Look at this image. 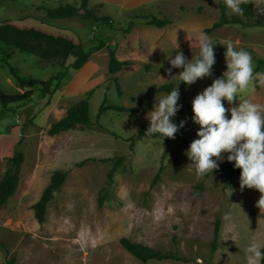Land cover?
<instances>
[{
	"label": "rangeland",
	"instance_id": "obj_1",
	"mask_svg": "<svg viewBox=\"0 0 264 264\" xmlns=\"http://www.w3.org/2000/svg\"><path fill=\"white\" fill-rule=\"evenodd\" d=\"M220 1L89 0L88 8L110 18L93 22L47 17L46 8L64 3L79 6V0H0V22L12 20L69 35L85 51L101 47L81 69L74 70L73 58L64 63L45 61L0 43L2 92L16 95L29 89L18 84L2 59L22 78H54L48 90L34 86L28 99L6 106L0 101V179L15 149L24 154L18 187L0 207V264L11 258L14 264H246L250 237L264 239V209L256 206L261 194L247 187L241 191L240 174L232 177L229 188H224L217 173L197 178L186 155L191 142L199 138L194 114L166 143L142 138L130 150L128 141L138 129L150 126L146 115L161 96L178 87L181 110L172 119L183 116L195 96L227 70L225 48L214 50L216 63L210 77L187 85L179 80L181 69L172 68L169 75V58L177 51L188 60L198 54L201 33L223 47L231 42L237 49L252 51L255 67V58H264V26L226 24L207 32L219 18ZM253 8V21L264 22V15ZM226 12L237 15L227 7ZM153 17L169 23L161 28L150 25ZM109 50L118 60L129 62L115 74L108 71ZM169 83L174 84L170 92L158 90ZM259 86L256 89L254 81L232 105L223 101L225 107L238 106L245 99H260L264 104V85ZM104 96L109 104L137 111L109 110L97 118ZM82 99L89 100L92 125L50 135V126ZM222 155L219 166L228 153ZM120 156L125 161L108 184L111 160ZM162 156L163 169L151 187ZM56 171L66 172V178L48 203L44 221L38 223L33 205ZM216 220L220 231L217 249L211 252ZM226 233L234 234L236 242L222 240ZM121 238L175 252L183 260L142 262L122 247Z\"/></svg>",
	"mask_w": 264,
	"mask_h": 264
},
{
	"label": "clouds",
	"instance_id": "obj_2",
	"mask_svg": "<svg viewBox=\"0 0 264 264\" xmlns=\"http://www.w3.org/2000/svg\"><path fill=\"white\" fill-rule=\"evenodd\" d=\"M224 3L232 13L241 16L244 14L241 5L251 3L258 14L264 15V0H224ZM213 46L211 38L201 33L198 37V54L188 60L182 51H177L174 58H169V75L172 68L181 69L179 80L187 85L210 77L216 63ZM224 46L227 70L192 100L193 121L200 126L197 132L199 138L191 142L186 155L192 162L191 167L197 178H202L218 170V161L224 159L222 154L228 153L227 161L234 162V167L241 169V191L245 187L258 190L261 195L256 206L264 209V104L245 99L238 106L228 109L223 103L226 100L232 105L239 94L253 86L254 81L258 80L264 85V73L255 72L252 55L247 50L237 49L231 42ZM179 98L176 87L157 99L153 110L146 115L150 121L146 135L160 134L163 138H175L179 128L185 124V121H181L177 125L172 119L180 110ZM229 111L230 119L226 115ZM224 219L230 217L225 216ZM228 239L236 242L234 234L229 236L226 233L222 238ZM262 249L264 244L257 242L255 236L250 237L245 248L246 264H261L264 260Z\"/></svg>",
	"mask_w": 264,
	"mask_h": 264
},
{
	"label": "trees",
	"instance_id": "obj_3",
	"mask_svg": "<svg viewBox=\"0 0 264 264\" xmlns=\"http://www.w3.org/2000/svg\"><path fill=\"white\" fill-rule=\"evenodd\" d=\"M79 6L73 5L70 3L60 4L54 8H46L47 17L50 19H64L79 17L83 20H90L93 22H108L110 18L108 16L97 15L94 10L88 8L89 0H79ZM241 7L244 10V14L241 15H228L226 12V5L224 0L220 1V15L217 21L207 29V32L219 28L226 24H237L245 27L252 26H264L262 21H253L254 18V8L251 3L242 4ZM150 25L156 27H164L169 23L167 19H158L153 17L148 21ZM132 23H130V26ZM0 43L4 44L8 48H13L24 53L32 54L38 58L45 61H60L64 63L69 58H73V62L70 64V67L74 70L81 69L88 61L93 52L99 50L101 47H92L88 51H85L81 43L69 35L66 34H54L51 31L37 27L33 25H19L12 20H4L0 22ZM214 44V50L225 49L222 45L218 43ZM253 54V52L251 51ZM109 61H108V71L111 74L119 72L123 66L128 65V61H120L116 58L115 52L109 50ZM10 67V72L17 80L18 84L22 87H28L29 89L23 94L8 95L0 90V101L3 106H6L13 102H18L24 99H28L32 95V88L34 86H41L44 90H48L52 84L53 77L48 80L36 79V78H22L18 75L15 68H13L7 60H1ZM256 67L255 72H260V68L264 67V58L258 57L255 58ZM116 88L118 94H121V89L118 81L116 80ZM259 81H255V88L259 89ZM174 88L173 83L161 85L158 90L170 92ZM225 106V105H224ZM112 110L115 112H135V108L127 107L124 105L118 104H109L107 103L106 96L102 100V104L97 111V118L102 116L105 112ZM181 110V107H180ZM179 110V111H180ZM192 105L190 106V111L183 116H179L173 119V122L177 125L181 121H184L186 117L192 116ZM92 125L90 119V105L88 99H82L79 102L71 105L66 110V115L61 118L59 121L53 123L48 129L50 135H56L64 131L75 129L77 127H89ZM146 129H138L136 134L131 136L128 141L130 142L129 148L133 149V146L137 140L142 138H158L162 139L165 143L169 138H163L160 134L146 135ZM166 149V148H165ZM164 156V155H163ZM162 156L160 166L157 173L155 174L151 187L155 185L157 180L160 177V172L163 169V160ZM112 167L107 174V182L110 184L113 180L114 173L123 165L125 161L124 156L115 157L112 160ZM24 162V154L21 150L15 149L14 153L9 159L8 167L0 179V207L4 206L7 201L14 195L20 180L21 166ZM213 173L219 174L223 178L224 188L231 187V179L237 174L241 173V169L234 167V162H228L227 159L224 160L219 166L218 170H214ZM207 176V174L205 175ZM66 178V172L56 171L52 175L49 184L44 189L40 198L33 205L34 215L38 223H42L45 219L46 208L48 203L52 200L53 195L56 191L59 190L62 183ZM234 187V186H233ZM102 197H99V205H102ZM220 221L216 220L213 232V241L211 243V252H215L217 249V240L219 237L220 231ZM120 243L122 247L132 254L135 258L142 262H146L151 259L163 260V259H175L183 260L178 257L175 252H162L150 248L148 246L131 242L127 238H121ZM264 244V243H263ZM0 245L3 246V243L0 241ZM264 251V249H262ZM15 259H9L5 264H14ZM261 264H264L262 260Z\"/></svg>",
	"mask_w": 264,
	"mask_h": 264
},
{
	"label": "crops",
	"instance_id": "obj_4",
	"mask_svg": "<svg viewBox=\"0 0 264 264\" xmlns=\"http://www.w3.org/2000/svg\"><path fill=\"white\" fill-rule=\"evenodd\" d=\"M252 102L261 104V100H260V99H256V100H254V101H252ZM226 108L230 109L229 106H226ZM228 113H229V115H230V117H231L230 111H229ZM263 230H264V229H263ZM258 240H259V241H258ZM258 240H257V241H258L259 243H261V244L264 243V239H258Z\"/></svg>",
	"mask_w": 264,
	"mask_h": 264
}]
</instances>
